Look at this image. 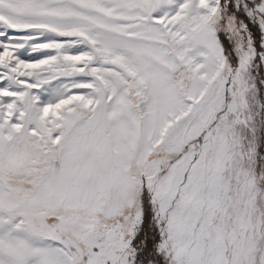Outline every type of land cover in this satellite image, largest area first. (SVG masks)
I'll list each match as a JSON object with an SVG mask.
<instances>
[{
	"label": "snow or ice",
	"instance_id": "1",
	"mask_svg": "<svg viewBox=\"0 0 264 264\" xmlns=\"http://www.w3.org/2000/svg\"><path fill=\"white\" fill-rule=\"evenodd\" d=\"M0 264H264V0H0Z\"/></svg>",
	"mask_w": 264,
	"mask_h": 264
}]
</instances>
